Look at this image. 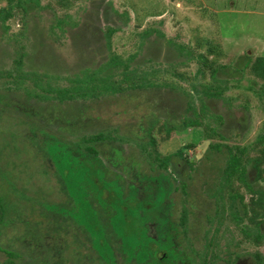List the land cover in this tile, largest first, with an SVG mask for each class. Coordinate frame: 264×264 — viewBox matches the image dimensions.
I'll return each mask as SVG.
<instances>
[{
  "label": "rangeland",
  "instance_id": "rangeland-1",
  "mask_svg": "<svg viewBox=\"0 0 264 264\" xmlns=\"http://www.w3.org/2000/svg\"><path fill=\"white\" fill-rule=\"evenodd\" d=\"M59 3L60 0H39L41 10L34 9L21 15L22 18L18 17L20 19L7 21L5 24L9 25V30L6 34L0 26V57L6 58V55L14 53L15 45L12 48V43L8 40L11 35L19 32L23 24L28 26L24 41L25 52L30 53L28 71H34L35 64H42V61L35 63L31 59V53H35L34 56L32 55L34 59L37 56L36 52H39L40 58L44 60L42 65L48 71L63 66L66 75L71 76L76 73L75 77H84V82H93L94 90L97 89L95 86H99L98 75L86 76L97 73L96 71L104 67L103 63L108 54H116L124 61L139 51L131 67L137 66L139 61L147 57H153L157 64L150 67L146 63L145 66L153 68L152 72H157L148 77L153 83L150 89L126 90L113 99L110 93L102 95L90 103V108L81 113L75 109L82 107L84 104L82 99L76 103L66 101L58 106L54 101L36 103L35 100H26L21 92H14L15 99L10 103L14 108L31 107V111H36L48 107L49 104L51 110L54 109L50 105L58 109L53 113L46 111V117L42 122L37 118L29 120L23 115H16V111L0 104V110H4L1 114L3 117L0 118V195H6L9 199L10 196L15 195L18 202V212L15 209V223L7 224L16 227L17 233L19 231L18 234L15 233L16 230L12 231L15 236L21 234L26 237L25 234H28V239L36 238L42 243L44 241L39 234L44 230L43 221L48 222L45 218L40 219L43 214L52 212V215L59 216L61 211H68L65 206L66 201L59 202L63 197L67 200L66 190L57 184V177L52 174L51 164L44 160V155L48 154L49 150L47 147L50 146L48 137L42 133L44 129L54 136L64 138L65 141L76 142L83 134L96 133L102 129L110 130L119 126L122 131L127 129L133 133L130 134V140H133V136L145 140L151 111L158 112L156 108H159L160 111L157 113L159 118L186 115L185 100L187 99L180 98L181 91L177 88L183 89L192 96V103L196 108H199L200 98H203L207 104V114L191 125L201 128L199 127L201 121L204 125L216 127L219 123L216 122L215 116L221 117L223 124L217 127L228 139L220 141L225 146L240 147L254 142L264 120V101H260L261 99L244 89L248 81L253 80L259 85L262 81L253 78L243 65L244 54L251 57V60L264 57V0H63L62 3L67 4L63 6ZM5 5L6 0H2L0 7ZM124 13L128 15L127 21H123L124 19L120 17ZM49 23L53 26L56 24V27L48 34ZM108 27L117 30L111 37L110 43L106 38L105 28ZM151 30H154L153 35L143 36ZM101 36H103V45ZM181 44L186 46L179 49ZM210 49L218 52L220 56L217 61L214 55L209 54L208 58L216 61H213L214 65L225 68L223 74L218 76L230 80L227 83L229 89L223 93L221 99L217 100L204 97L202 92L193 90V87L202 83L209 86L215 84L207 71L204 79L196 77L199 65L195 54L207 55ZM192 51L194 55L190 58ZM53 59L56 63L50 64ZM42 65L39 67L45 70ZM235 65L244 69L238 84L232 83V80L237 79L232 71ZM81 66L84 67L78 70ZM145 69L141 67L140 70ZM178 74H182L183 78H179ZM109 79L112 80L110 75ZM60 83L62 86H67L64 81ZM232 85L239 87L233 88ZM213 89L215 88L212 87ZM165 97L169 101L157 103L165 100ZM102 99L105 101H101ZM82 113L86 120L81 117V123H78L80 120L77 119L80 127L67 124L69 115L77 116ZM52 120H54L53 125H51ZM40 125L45 128L40 130ZM192 128L181 135L172 134L166 142H160V154L162 156H168V153L174 154L180 147L192 143L196 146L195 149L187 152L189 157L218 158L213 152H208V143L215 144L219 139L206 140L200 129ZM127 147L131 150L128 144L121 145L122 150H126ZM136 162L125 161V164L134 165ZM110 167L113 169L111 165ZM54 168L57 169L56 166ZM143 168H146L145 163L141 169ZM112 171L127 175L123 166L118 165ZM111 178L112 175L108 173L107 179ZM68 191L74 197L76 188L70 186ZM206 199L205 196L201 199L203 206L212 207L213 202L205 201ZM221 203L222 201L219 200V207ZM35 209L39 210H37L39 215L35 214ZM37 217L42 221L33 222ZM4 228L7 226L4 225ZM1 235H4L3 232ZM9 240L13 245L15 239L9 238Z\"/></svg>",
  "mask_w": 264,
  "mask_h": 264
},
{
  "label": "trees",
  "instance_id": "trees-1",
  "mask_svg": "<svg viewBox=\"0 0 264 264\" xmlns=\"http://www.w3.org/2000/svg\"><path fill=\"white\" fill-rule=\"evenodd\" d=\"M62 1L60 0L59 3L61 6L63 4L67 5ZM1 2L2 0H0ZM39 6V0H6V5L0 7V26H2L4 34L9 30V25L5 24L7 21L20 19L18 17L34 9L39 8L41 10ZM120 17L124 19L123 21L128 20L126 13ZM51 25L52 23H49L47 26L48 34L56 27V24L55 26ZM21 26L19 32L11 35L8 40L12 43V48L15 45L14 53H10L13 56L11 57L9 54L6 55V58L0 57V104L16 111V115H23L24 118L29 120L37 118L42 122L46 117V111L49 110L53 113L58 109H55L54 105H50L54 109L51 110L49 104L48 107L39 108L36 111H31V107L14 108L10 105L11 100L15 99L14 92H21L26 100H35L36 103L54 101L58 103V106L66 101L76 103L82 99L84 101L82 107L75 109H78V113H81L90 108V103L96 101L102 95L110 93L111 99H113L126 90L137 91L150 89L153 86L148 77L155 75L157 71L154 73L152 72L153 68L145 66L146 63L150 67L155 63L157 64L152 59L153 57H147L143 61H139L137 66L131 67L139 51L124 61L116 54H108L106 61L103 63L104 67L96 71L97 73L86 76L98 75L99 86H95L97 89L94 90L93 85L95 84L93 82H84V77H75L76 73L71 76L66 75L63 66H54V70L48 71L42 65L44 60L40 58L39 52H36L37 56L34 59L32 55L34 56L35 53H31V59L35 63L42 61V64H35V70L28 71L30 69L28 67L30 53L25 52L24 47L25 32L28 26L26 27L23 24ZM154 30L145 33L143 36L153 35ZM106 31V38L110 43L111 37L117 30L108 27ZM102 35L104 36V34ZM144 37L143 39H145ZM181 45L179 49L186 46L185 44ZM207 53V55L195 54L199 65L196 77L204 79L207 71L216 85L209 86V84L202 83L193 87V90L202 92L204 97L221 99L223 93L229 89L227 83L230 80L218 76L219 74L222 75L225 70L224 67L214 65V62L220 56L219 53L213 49L208 50ZM209 54L214 55L216 61H211L208 58ZM193 55L192 51L189 57L192 58ZM244 59L243 65L248 73L253 78L262 81L260 85L253 80L248 81L249 83L244 89L263 102L264 57H256L251 60V57L244 54ZM55 63L54 59L50 62V64ZM40 65L45 70H42L39 67ZM83 67L81 66L78 70ZM141 67L146 69L141 71ZM233 68V76H237V79L232 80V83L238 84L241 81L240 75L244 69L236 65ZM109 75L112 77L111 81ZM177 76L183 78L182 74ZM115 77H118V79H115ZM59 81H64L67 86H62ZM212 87L215 89L212 90ZM235 87L239 86H233V88ZM177 89L181 91L179 94L182 99H187L185 100L186 115L159 118L157 114L160 111L159 108H156L158 112L151 111L148 120L147 139L145 140L142 137L141 139L138 138L136 134L134 135L137 138L133 136V140H130V134L133 133L127 129L122 131L119 126L110 130L102 129V131L96 133L83 134L81 137L79 136L80 139L76 142L65 141L64 138H59L58 135L54 136L44 129L42 133L48 137L50 144L47 147L50 151L48 150V154L44 155V160L51 164L52 174L54 173L53 175L57 177V184L66 190L67 200H64L63 197L59 202L66 201L65 206H67L68 211H61L59 216L57 214L52 215V212L45 213L41 218L33 219V222H40L44 218L48 220L45 223L43 221L44 230L39 234L44 241L42 243L36 238L28 239V234H25L26 237L21 234L15 236V233L18 234L19 231L17 233L16 227L13 228V225L8 226V224L15 223V211L18 207L17 198L14 195V197L10 196L9 199L6 195L1 194L0 230H3L4 235H1L2 232H0V264H176L175 249L168 233L170 229L174 228V224L170 223L168 214L172 207L169 194L172 188H184L181 185V179L177 177L179 176L178 173H176L178 163L172 164L173 167H171V161L187 159L189 157L187 152L195 149L196 145L190 143L180 147L174 154L168 153V156H162L159 152V143L166 142L172 134H184L192 127L200 129L206 140L219 139V142L215 144L208 143V152H213L218 156V159L223 160L218 168L220 178L226 180L228 184L232 179L237 180L244 189L252 191L249 206L257 208V211H254L256 217H264V120L254 142L240 147L225 146L220 141L228 139L225 133L217 127L223 124L221 117L215 116L216 122L219 123L216 127H210L208 124L204 125L200 120L203 115L207 114L205 100L200 98L199 108H196L193 106L192 96L181 88ZM38 90L41 92H38ZM164 99L157 103L162 104V101L167 100L166 97ZM169 99H172V97H169ZM101 101H105V99ZM3 111L0 110V118L3 117L1 115ZM68 117V125L80 127L77 124V119L80 120L83 113L82 115H69ZM195 117L198 118L194 119ZM83 118L86 120L85 117ZM198 119H200L201 125L198 126L202 129L191 125ZM78 123H81V120ZM53 124L54 120L51 122V125ZM43 128L45 126L40 125V130ZM19 133L22 134V132ZM71 135H74V133H71ZM116 143L119 145H115ZM122 144H128L131 150L128 147L126 150H122ZM135 147L136 149H134ZM206 158L211 157L207 156ZM125 161L137 162L130 165L125 164ZM144 163L146 168L141 169ZM106 164H108L107 167ZM117 164L119 167L126 168V176L112 171L114 167L118 166ZM110 165L113 169L109 168ZM108 173L112 175L111 179H107ZM123 176H125V179ZM261 182L262 186H260ZM253 183L256 186L255 189H251L250 184ZM70 186L76 188L74 197L69 194L68 189ZM227 188L230 191L235 189L232 184L228 185ZM245 206V204H242V207ZM222 207L217 208L219 211L215 215L216 218L217 216L223 217V214H225L221 209ZM232 207L236 208V205ZM259 207L261 211L258 209ZM37 210L35 209V214L39 215V210ZM185 219L183 213L181 222L185 223ZM208 219V222H211L212 216H209ZM4 225L7 228L3 229ZM13 230H16L14 234ZM33 233L35 234V232ZM246 236L249 237L248 232H246ZM9 238L15 239L13 245H11ZM60 250L63 252L60 253ZM158 251L167 254L164 263H161L158 259L156 254ZM87 255L89 256L87 257Z\"/></svg>",
  "mask_w": 264,
  "mask_h": 264
},
{
  "label": "flooded vegetation",
  "instance_id": "flooded-vegetation-1",
  "mask_svg": "<svg viewBox=\"0 0 264 264\" xmlns=\"http://www.w3.org/2000/svg\"><path fill=\"white\" fill-rule=\"evenodd\" d=\"M101 41L103 45V36ZM176 162L177 177L184 188H172L169 194L172 207L168 214L174 228L168 233L176 264H264V217H256L257 208L249 206L252 191L244 189L237 180L232 179L230 184L222 180L218 168L223 160L218 158L188 157L171 161V167ZM231 184L236 190L227 188ZM250 186L256 188L254 183ZM203 196L207 197L205 201L213 202L212 207L203 206ZM219 200L225 214L216 218ZM183 213L185 223L181 222ZM209 216H212L211 222H208ZM156 254L164 263L167 254L160 251Z\"/></svg>",
  "mask_w": 264,
  "mask_h": 264
}]
</instances>
